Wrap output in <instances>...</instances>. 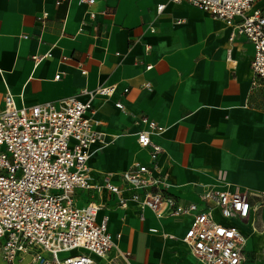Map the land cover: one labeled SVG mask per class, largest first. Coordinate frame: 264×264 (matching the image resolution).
Listing matches in <instances>:
<instances>
[{
  "label": "crops",
  "instance_id": "obj_1",
  "mask_svg": "<svg viewBox=\"0 0 264 264\" xmlns=\"http://www.w3.org/2000/svg\"><path fill=\"white\" fill-rule=\"evenodd\" d=\"M163 2L0 0V113L7 93L21 109L72 97L86 102L82 91L115 87L91 103L89 116L104 135V146L90 149L92 181L124 188L121 175L132 163L148 165V151L136 143L146 117L164 128L152 141L163 149L158 169L178 203L202 209L205 190L247 191L250 216L231 223L246 237L243 264H264V108L256 104L264 84L251 88L253 46L240 35L230 42L231 27L191 5L166 4L157 14ZM74 201L97 204V221L106 220L115 240L116 249L93 264H200L171 238L186 232L190 216L141 217L105 191H77ZM38 252L8 263L0 251V264H36ZM40 255L45 262L37 264H52L49 253Z\"/></svg>",
  "mask_w": 264,
  "mask_h": 264
},
{
  "label": "built area",
  "instance_id": "obj_2",
  "mask_svg": "<svg viewBox=\"0 0 264 264\" xmlns=\"http://www.w3.org/2000/svg\"><path fill=\"white\" fill-rule=\"evenodd\" d=\"M258 2L164 0L157 5L156 13L161 14L166 4H188L231 27L230 42L236 35L245 37L254 51L250 64L254 89L264 84V8H256ZM78 3L91 7L95 0H78ZM89 15L94 19V13ZM150 31L153 33L154 29ZM114 92L113 86L99 87L80 93L89 97L86 102L72 97L21 109L15 106L12 95L6 94L0 113L2 258L12 263L19 254L31 249L39 250L33 258L36 264L45 262L41 252L52 256V264H93L95 258L105 257L116 245L106 220L97 221L99 206L89 203L78 208L74 201L77 191H105L117 198L118 208L133 206L141 217L146 212L157 219L165 215L190 216L192 222L186 232L171 238L182 243L198 263L243 264L246 237L231 222L249 218L252 207L247 191L238 187L205 190L199 196L202 209L193 203H178L166 192L167 177L158 169L163 149L152 137L161 135L164 128L156 122L146 117L141 119L145 128L137 133L136 143L148 151L149 162L148 165L132 163L122 173L124 188L107 178L100 185L92 181L87 164L90 149L97 144L104 146V135L97 130L100 123L89 116L94 111L91 103L95 96L109 98ZM115 106L122 109L120 103ZM125 190L128 197L122 195ZM215 211L228 224L220 222ZM121 256L127 261L129 253Z\"/></svg>",
  "mask_w": 264,
  "mask_h": 264
},
{
  "label": "rangeland",
  "instance_id": "obj_3",
  "mask_svg": "<svg viewBox=\"0 0 264 264\" xmlns=\"http://www.w3.org/2000/svg\"><path fill=\"white\" fill-rule=\"evenodd\" d=\"M256 104L261 108H264V96H262L260 99H257Z\"/></svg>",
  "mask_w": 264,
  "mask_h": 264
}]
</instances>
